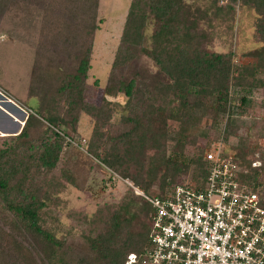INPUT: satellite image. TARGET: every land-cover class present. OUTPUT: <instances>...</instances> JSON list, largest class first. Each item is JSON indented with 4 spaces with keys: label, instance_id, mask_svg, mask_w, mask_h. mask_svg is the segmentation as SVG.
I'll return each instance as SVG.
<instances>
[{
    "label": "trees",
    "instance_id": "16d2710c",
    "mask_svg": "<svg viewBox=\"0 0 264 264\" xmlns=\"http://www.w3.org/2000/svg\"><path fill=\"white\" fill-rule=\"evenodd\" d=\"M13 1L33 0H0V22L7 6ZM242 1L255 7L264 16V0ZM46 2L51 8L45 7ZM35 4L46 13L42 21L48 29L53 27L55 33L50 34L56 37H49V45L44 49L37 47L36 61L31 69L28 86V95L35 97L37 103L33 109L30 108L15 140L0 149V212L4 214L10 211L13 215L7 218L0 215L9 228L6 230L0 226V239L9 242V232L15 227L20 234L24 233L32 250H41L31 258L30 263L24 259L23 264H37L35 259L41 252L42 264H82L84 259H93L97 264H141L144 252L150 247V229L145 225L142 236L128 232L127 227L132 224V219L122 217L118 209L113 212L107 228L93 241L92 238L88 239L92 242V254L86 257L81 251L77 253L75 248L68 247L62 239L39 223V211L45 205L47 196L43 199L39 189L35 191L29 175L41 168H54L64 146L58 132L48 125H58L65 116L75 130L74 136L79 137L76 127L78 117L80 114L89 116L92 128L85 144L87 153L117 176L131 179L133 186L142 191H147L151 186V181H142L141 178L143 158L146 160L144 162L154 166L161 164L170 167L171 180L159 184L161 191H144L151 196L170 192L171 188L165 189L169 182H174V186L202 185L209 168L203 157V150L201 154L191 156L181 152L167 156L166 140L174 136L168 132L157 131V158L146 155L143 143L146 130L160 120L170 118L183 123L180 125V132L185 134L194 120L193 117L199 119L202 115L206 116L213 102L218 106L214 108L216 113L224 110L229 102L230 78L233 79L236 91L238 86H244L240 101L248 103L253 82H249L247 78H253V70H245L233 76L227 54L202 51L194 43L191 33L182 30L177 24H172L168 18L170 12L177 9L176 0H130L119 43L103 87L102 101L99 104L89 103L83 99L82 93L91 67L98 0H35ZM147 14L154 17L152 45L148 49L141 43V32ZM66 30L71 33H66ZM45 32L49 34L47 29ZM258 32L264 36V17L258 22ZM142 53L166 77L164 82L154 78L156 88L153 92L140 86V81L148 78L146 66L141 62ZM47 59H50L51 66L48 68L50 63L47 62L44 68L42 62ZM49 77L52 80L51 86L55 89L52 94L47 93L50 87L44 84ZM119 95L125 97L121 103L117 99ZM56 99L59 100V109L63 115L55 108ZM119 104L123 111H118L121 113L118 123H112V114L117 111ZM177 106L182 112L179 113ZM197 113L200 115L195 117ZM39 117L46 122L43 123ZM117 127L120 130L118 133L113 131ZM34 128H37V134ZM224 137L226 136L223 133L217 140H223ZM246 141L245 137L237 138L232 156L246 168V171L239 173V178L258 193L264 207V185L258 176L261 167L251 165L257 158L262 160L263 155L255 157L258 146H250ZM190 169L194 173L192 182H175L179 175H188L186 173ZM127 204L129 208L131 203ZM128 211H131L130 208ZM14 244L15 252L22 256L21 252L25 247L20 249L17 242ZM131 253H135L138 259L128 263V255Z\"/></svg>",
    "mask_w": 264,
    "mask_h": 264
},
{
    "label": "rangeland",
    "instance_id": "374dc122",
    "mask_svg": "<svg viewBox=\"0 0 264 264\" xmlns=\"http://www.w3.org/2000/svg\"><path fill=\"white\" fill-rule=\"evenodd\" d=\"M129 2L130 0H98L91 67L82 93L83 99L89 103L99 104L102 101L103 87L119 43ZM176 3L177 9L170 12L169 21L191 33L194 43L202 51L227 54L233 76L245 70H253V78H247L249 82H253L252 92L249 102L241 103L240 97L244 92V86L240 88L238 86L236 91L233 79L230 78L229 102L226 103L224 110L216 113L215 109L218 106L213 102L206 116L201 112L202 116L199 119L192 116L194 120L189 124L185 134L180 132V125L183 124L181 121L170 118L160 120L146 130L143 138L144 152L157 158V131L168 132L174 136L166 140L167 156L178 152L186 156L201 154V150L203 152L209 150L223 133L226 137L223 138L222 144L232 153L237 138L245 137L248 145L258 146L255 157L263 155L262 160L257 158L251 165L261 167L258 176L264 185V36L258 32V22L264 16L252 5L244 4L242 0L235 2L217 0L216 3L212 0H176ZM45 7L51 8L48 2ZM44 14L46 13L38 8L35 0L13 1L7 6L0 22V149L9 146L15 140L30 108L33 109L37 103L35 97L28 95L31 69L36 61L35 51L38 46L43 49L48 46L49 37H56L54 34L51 35L52 32L55 33L53 27L49 29L45 27L42 21ZM153 25L154 17L147 14L141 32V43L146 49L152 45ZM66 33L71 32L66 30ZM47 62L50 63L49 68L50 59L42 62V67L45 68ZM141 62L146 66L148 78L143 82L140 81L139 84L153 92L156 88L154 78L164 82L166 77L143 53ZM96 79L97 83H95ZM50 81L52 80L49 77L44 84L50 87L47 93L52 94L55 89ZM117 99L121 103L125 97L119 95ZM56 100L55 108L60 112L59 100ZM177 108L179 113L182 112L179 106ZM116 109L111 117L112 123H118L120 112L123 111L120 104ZM60 113L63 115L62 112ZM200 114L194 116L198 117ZM64 118L56 126L45 123L58 132L64 145L56 166L49 170L41 168L40 171L29 175L35 191L38 188L43 199L47 196L45 205L39 211V223L62 239L68 247L75 248L77 253L81 251L85 257L92 254L90 248L92 242L88 239L92 238L93 241L107 228L113 212L117 209L121 211L122 217L132 219V224L127 227L128 232L142 236L145 225L150 229L149 224L152 222L149 216L152 210L149 202L134 192L131 179L117 176L87 153L85 144L92 128V120L89 116L80 114L78 117L76 127L79 137L74 136L75 130L69 120ZM39 119L43 123L46 122L41 117ZM36 129L35 134H37ZM113 131H120L119 127ZM144 161L146 160L143 158L142 181L145 179L151 181L150 188L144 191H161L159 184L171 180V168L161 164L154 166ZM186 174L188 175L184 177L182 174L179 175L175 182H192L193 169ZM173 184L175 183H167L165 189H172ZM127 203H131L130 212ZM0 215L7 218L12 214L6 211L4 214L0 212ZM0 226L9 229L1 218ZM15 242L21 246L20 249L25 247L21 252L22 256L15 252ZM40 251L32 250L24 233L20 234L14 227L9 232V242L0 239V254H2L0 264H23L24 259L30 263L31 258ZM42 256L43 252L36 256L37 264H42ZM84 260L82 264H97L93 259Z\"/></svg>",
    "mask_w": 264,
    "mask_h": 264
},
{
    "label": "built area",
    "instance_id": "2783aa9c",
    "mask_svg": "<svg viewBox=\"0 0 264 264\" xmlns=\"http://www.w3.org/2000/svg\"><path fill=\"white\" fill-rule=\"evenodd\" d=\"M203 157L209 168L202 185L152 196L132 185L152 208L151 243L141 264H264V207L239 178L246 168L222 140ZM137 259L131 253L127 262Z\"/></svg>",
    "mask_w": 264,
    "mask_h": 264
}]
</instances>
